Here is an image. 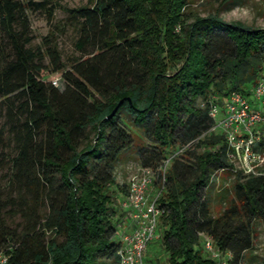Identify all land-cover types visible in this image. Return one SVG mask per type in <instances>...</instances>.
<instances>
[{"label": "trees", "instance_id": "16d2710c", "mask_svg": "<svg viewBox=\"0 0 264 264\" xmlns=\"http://www.w3.org/2000/svg\"><path fill=\"white\" fill-rule=\"evenodd\" d=\"M188 3L88 0L63 8L78 35L77 55L63 60L53 34L31 46L26 10L51 22L48 1L0 0V111L17 139L14 156L0 151L14 188L0 196L5 264H120L121 235L129 232L119 230L115 199L128 183L114 190L115 168L133 144L122 112L149 142L139 160L159 187L167 264H214L222 255L243 264L254 223L264 224V174L234 169L224 136L208 133L209 106L214 94L222 102L232 91L251 100L264 66V29L186 13ZM55 74L62 90L49 78ZM179 149L187 163L175 160L162 173L166 153ZM253 150L261 153L264 139ZM224 170L235 174L231 197L213 216L207 189ZM6 212L24 221L21 230L7 224ZM206 239L217 257L201 254L200 246L211 254Z\"/></svg>", "mask_w": 264, "mask_h": 264}, {"label": "rangeland", "instance_id": "374dc122", "mask_svg": "<svg viewBox=\"0 0 264 264\" xmlns=\"http://www.w3.org/2000/svg\"><path fill=\"white\" fill-rule=\"evenodd\" d=\"M22 2L37 3L42 1H48L47 5H50L53 9V20L48 22L45 14L37 9H27L26 14L28 17L29 25L33 40L31 46L35 49L40 45L41 40L48 34H53L56 37V43L63 60L77 55L73 48V42L77 38V32L68 23L67 15L63 8H74L82 6L88 2V0H20ZM188 5L185 8V12L198 15L200 17L207 16L209 14L217 13L219 17L228 23L239 22L247 27L264 29V0H230L226 4L221 5L220 0H188ZM184 9V8H183ZM58 29H57V28ZM260 73L264 74V66L261 67ZM58 74L49 77L51 80L56 81V86L62 90L63 85ZM253 84L250 85L252 88ZM213 95V94H212ZM250 97V96H249ZM212 100L220 103L221 97L219 94H214ZM221 118V111L217 115V120ZM120 123L132 134L133 144L124 153L120 155V160L115 168V183L117 187H114L115 191L123 185H127L129 179L139 173L142 168L139 160V149L142 147H149V142L142 130V127L135 124L132 118L126 115L124 112L120 114ZM12 130L10 123L7 122L4 112L0 111V151H3L8 156H14L17 152V139L12 136ZM3 140V141H2ZM184 149H179L174 152L166 153V158L169 159V166L175 160L180 163H187L181 158V153ZM203 151L200 148L198 152ZM264 156V150L261 151ZM234 169L239 167L240 163L236 160L232 162ZM264 171V163L259 167ZM13 170L7 164L3 169H0V196L8 198L14 193L8 182L12 177ZM232 172L224 170L214 175L212 184L207 189V195L209 199L210 211L213 216H218L223 207L224 202L231 197V190L233 187L234 176ZM119 188V189H118ZM158 185H154L153 182L148 188V193L155 196L158 193ZM116 192L113 193L116 196ZM115 206L117 207L118 219L120 221L119 226L124 225L125 222H131L126 212L122 210V199H115ZM8 208H6L7 210ZM10 212L5 213L7 224L11 228H16L18 231L24 226V221L19 217L12 219ZM129 219V221H128ZM126 222V223H127ZM129 222V224H130ZM120 230V228H119ZM162 233V225L159 223L156 229L155 238L149 243L146 252L143 256L144 264H167V254L163 251L161 245L160 235ZM201 254L206 258H214L213 254H209L199 247ZM230 256L222 255L219 261L214 264H228L227 260ZM110 262H106L109 264ZM111 264V263H110ZM243 264H264V224L259 221L254 223V241L251 250L245 253Z\"/></svg>", "mask_w": 264, "mask_h": 264}, {"label": "built area", "instance_id": "2783aa9c", "mask_svg": "<svg viewBox=\"0 0 264 264\" xmlns=\"http://www.w3.org/2000/svg\"><path fill=\"white\" fill-rule=\"evenodd\" d=\"M53 84L56 85V81ZM250 98L251 100L232 91L219 104L213 101L209 106V116L214 125L208 133L219 131L224 136L230 151V161L239 158L237 161L240 166L235 167L236 170L258 175L264 174L259 168L264 163V156L253 148L264 139V74L253 84ZM219 110L221 118L217 120ZM168 163L169 159L164 163L162 173ZM153 179L154 173L150 169L141 168L128 181L127 193L121 206L128 212L133 228L131 232L121 235V247L118 251L120 264H144V253L155 238L162 210L157 203L159 193L155 196L148 193ZM204 249L217 257L208 239L204 240ZM5 262L6 257L0 254V264Z\"/></svg>", "mask_w": 264, "mask_h": 264}, {"label": "crops", "instance_id": "0c3cea01", "mask_svg": "<svg viewBox=\"0 0 264 264\" xmlns=\"http://www.w3.org/2000/svg\"><path fill=\"white\" fill-rule=\"evenodd\" d=\"M128 221H129V219H128ZM126 222L124 225L122 224V226H120V232H123V231L131 232V230L133 228V224L130 221H129L130 224H129V222H127V223Z\"/></svg>", "mask_w": 264, "mask_h": 264}, {"label": "water", "instance_id": "95a60500", "mask_svg": "<svg viewBox=\"0 0 264 264\" xmlns=\"http://www.w3.org/2000/svg\"><path fill=\"white\" fill-rule=\"evenodd\" d=\"M121 103V102H120ZM119 103V104H120ZM119 104L111 111V113L106 117V119H111L113 117V115L115 114Z\"/></svg>", "mask_w": 264, "mask_h": 264}]
</instances>
